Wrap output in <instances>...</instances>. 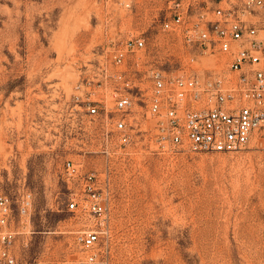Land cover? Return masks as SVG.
<instances>
[{
    "label": "rangeland",
    "instance_id": "obj_1",
    "mask_svg": "<svg viewBox=\"0 0 264 264\" xmlns=\"http://www.w3.org/2000/svg\"><path fill=\"white\" fill-rule=\"evenodd\" d=\"M170 1L0 0V194L11 202L19 264L80 256L75 236L94 227L106 232L111 264H264L257 143L238 152L158 151L138 94L131 143L109 159L100 152L87 97L98 64L129 34L143 35L145 59L169 74L224 67L222 54L193 60L179 37L160 30ZM257 13L264 38V9ZM66 160L82 174L97 171L101 216L68 209L87 193L80 179H64ZM27 192L32 207L22 218Z\"/></svg>",
    "mask_w": 264,
    "mask_h": 264
},
{
    "label": "built area",
    "instance_id": "obj_2",
    "mask_svg": "<svg viewBox=\"0 0 264 264\" xmlns=\"http://www.w3.org/2000/svg\"><path fill=\"white\" fill-rule=\"evenodd\" d=\"M168 8L170 15L160 30L179 37L193 60L222 54L224 67L204 74L193 68L169 74L145 59L146 38L129 34L98 64L94 89L87 97L88 114L100 126V152L109 159L131 143L137 126L131 114L138 94L153 120L149 140L158 151L238 152L254 141L264 152V38L257 27L260 18H255L264 0H172ZM63 177L67 183L80 179L87 193L72 196L69 210L98 216L105 212L97 171L82 174L78 164L66 160ZM31 207L27 192L20 205L22 218H29ZM11 214L9 197L0 194V264H19ZM105 233L95 227L78 232L80 256L44 264H111Z\"/></svg>",
    "mask_w": 264,
    "mask_h": 264
}]
</instances>
